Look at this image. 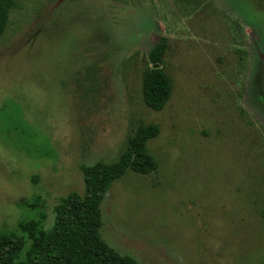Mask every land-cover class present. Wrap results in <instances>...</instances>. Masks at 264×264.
I'll return each instance as SVG.
<instances>
[{
  "label": "rangeland",
  "instance_id": "1",
  "mask_svg": "<svg viewBox=\"0 0 264 264\" xmlns=\"http://www.w3.org/2000/svg\"><path fill=\"white\" fill-rule=\"evenodd\" d=\"M173 81L142 99L162 39ZM158 168L128 171L101 236L140 264H264V0H17L0 35V232L85 193L140 124ZM41 198L31 211L24 201Z\"/></svg>",
  "mask_w": 264,
  "mask_h": 264
},
{
  "label": "trees",
  "instance_id": "2",
  "mask_svg": "<svg viewBox=\"0 0 264 264\" xmlns=\"http://www.w3.org/2000/svg\"><path fill=\"white\" fill-rule=\"evenodd\" d=\"M16 1L0 0V35ZM168 48L167 39L162 38L150 50V65L142 76L143 102L154 111L164 109L173 91V81L162 67ZM159 133L156 123L140 124L129 140L128 149L115 162L81 166L85 193L71 192L62 197L54 207L51 227L44 226L46 216L40 211L37 219L20 222V233L0 232V264H140L111 247L101 236V205L113 183L128 171L149 175L157 170V160L147 145ZM22 205L31 211L42 209L40 197Z\"/></svg>",
  "mask_w": 264,
  "mask_h": 264
},
{
  "label": "water",
  "instance_id": "3",
  "mask_svg": "<svg viewBox=\"0 0 264 264\" xmlns=\"http://www.w3.org/2000/svg\"><path fill=\"white\" fill-rule=\"evenodd\" d=\"M156 68L158 67V65L155 66Z\"/></svg>",
  "mask_w": 264,
  "mask_h": 264
}]
</instances>
